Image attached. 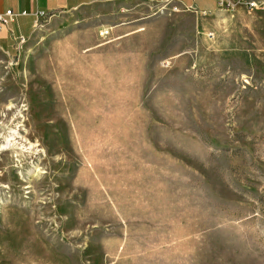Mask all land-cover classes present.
Here are the masks:
<instances>
[{
  "label": "rangeland",
  "instance_id": "1",
  "mask_svg": "<svg viewBox=\"0 0 264 264\" xmlns=\"http://www.w3.org/2000/svg\"><path fill=\"white\" fill-rule=\"evenodd\" d=\"M19 51L0 264H264V0L88 3Z\"/></svg>",
  "mask_w": 264,
  "mask_h": 264
},
{
  "label": "crops",
  "instance_id": "2",
  "mask_svg": "<svg viewBox=\"0 0 264 264\" xmlns=\"http://www.w3.org/2000/svg\"><path fill=\"white\" fill-rule=\"evenodd\" d=\"M102 1L110 3L112 6L114 5L116 8H122L140 0H0L1 14L8 10H12L15 14L11 23L0 28V52L6 54L9 58H12L16 53L18 54L20 52L19 49L26 42L19 49H16V39L20 36L28 38V35L36 30L33 28L36 13L43 11L52 16H56V14L71 11V9H76L88 3H101ZM157 1L178 2L180 6L189 8L196 13L208 14L220 10L219 4L221 0Z\"/></svg>",
  "mask_w": 264,
  "mask_h": 264
},
{
  "label": "built area",
  "instance_id": "3",
  "mask_svg": "<svg viewBox=\"0 0 264 264\" xmlns=\"http://www.w3.org/2000/svg\"><path fill=\"white\" fill-rule=\"evenodd\" d=\"M238 2H243L246 4L248 9L252 10L257 5V0H221L219 4L220 10L226 9H232L235 4ZM23 14H25L23 12ZM14 12L12 10H8L5 13H0V28L7 26L9 23H11L12 18L14 17ZM52 17L51 14L45 13L43 11L38 12L35 14V21L33 22V28L38 29L42 28L49 20V18ZM103 34H108V30H104L102 32ZM27 38L25 36H20L16 39V49H19L22 44L26 42Z\"/></svg>",
  "mask_w": 264,
  "mask_h": 264
},
{
  "label": "bare ground",
  "instance_id": "4",
  "mask_svg": "<svg viewBox=\"0 0 264 264\" xmlns=\"http://www.w3.org/2000/svg\"><path fill=\"white\" fill-rule=\"evenodd\" d=\"M14 106L13 105H7L5 110H12ZM16 111V110H15ZM2 116H5V114H2ZM17 116V115H16ZM17 118V117H16ZM21 118L22 119V115H21V112H19L18 114V119ZM21 123V120H18L17 123L14 125V128L11 129V133H9L8 137L4 136V141L3 144L1 145V149H9L10 147L14 146V140L15 138H22L20 136H18V131L20 127H22V125L20 124ZM17 137H15V136ZM13 142V143H12ZM28 147H25L24 150H26V152H31V153H34L36 155V150L37 149H33L34 148V145L31 144V143H27ZM32 173H35V172H39V168H37L36 166L34 167L33 170H30ZM28 172V171H27Z\"/></svg>",
  "mask_w": 264,
  "mask_h": 264
}]
</instances>
